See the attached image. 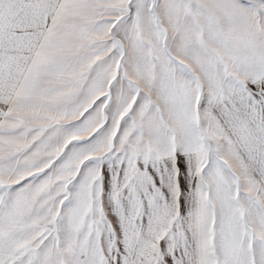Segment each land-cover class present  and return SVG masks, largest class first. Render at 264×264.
<instances>
[{
  "label": "snow or ice",
  "instance_id": "obj_1",
  "mask_svg": "<svg viewBox=\"0 0 264 264\" xmlns=\"http://www.w3.org/2000/svg\"><path fill=\"white\" fill-rule=\"evenodd\" d=\"M0 264H264V0H0Z\"/></svg>",
  "mask_w": 264,
  "mask_h": 264
}]
</instances>
